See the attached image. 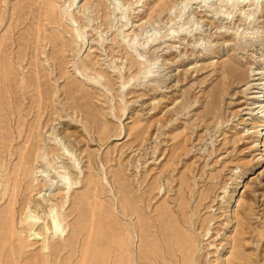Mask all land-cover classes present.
Returning a JSON list of instances; mask_svg holds the SVG:
<instances>
[{
  "label": "rangeland",
  "instance_id": "1",
  "mask_svg": "<svg viewBox=\"0 0 264 264\" xmlns=\"http://www.w3.org/2000/svg\"><path fill=\"white\" fill-rule=\"evenodd\" d=\"M31 1L0 0V38L10 36L8 42L14 43L23 36L27 44L12 43L14 50L1 52L0 39V107L5 106L0 130L4 125L8 147L0 148V213L7 221L0 264H161L153 259L151 235L141 241L145 229L162 230L161 224L151 222L147 209L132 212L139 206L142 182L155 193L161 190L148 211L170 213L185 182L183 205L194 207L189 217L201 222L219 214L213 232L223 238L216 240L218 250H202L204 264H217L223 254L231 260L226 264H264V160L258 162L257 135L249 130L258 121L248 113L249 97L260 90L246 85L254 72H264V0ZM67 5L74 13L63 14ZM20 17L26 23L16 27ZM19 48L26 60L20 67L14 63ZM38 84L42 92L34 89ZM139 127L145 128L141 135ZM62 131L72 135L67 139ZM36 146L41 156L25 164V202L13 219V182L25 177L14 174L21 163L18 151ZM63 161H69L78 180L65 179ZM43 175L58 182V188L40 189L54 201V195L63 197L55 212L61 224L53 234L40 226L36 238L31 236L36 227H24L20 219L29 198L40 196L29 185H42ZM236 191L239 204L230 210L242 213L237 219L245 217L246 224L234 228L237 219L234 226L227 222ZM204 193L207 198L198 206ZM84 206L89 215L80 222ZM228 235L238 243L224 249ZM159 242L164 244L159 239L158 248ZM201 245L208 247L206 241ZM180 264H187L185 257Z\"/></svg>",
  "mask_w": 264,
  "mask_h": 264
},
{
  "label": "bare ground",
  "instance_id": "2",
  "mask_svg": "<svg viewBox=\"0 0 264 264\" xmlns=\"http://www.w3.org/2000/svg\"><path fill=\"white\" fill-rule=\"evenodd\" d=\"M5 1V0H4ZM28 1V0H27ZM31 1V0H30ZM47 1V0H46ZM46 1H45V3H46ZM50 0H48V2H49ZM32 2V1H31ZM40 2H41V0H40ZM56 2V1H55ZM43 3V2H42ZM44 3V4H45ZM58 3V2H57ZM51 5H52V3H50ZM2 4H0V6H1ZM27 5V4H26ZM41 5V4H40ZM22 6H23V4H22ZM18 7V6H17ZM36 7V6H35ZM44 8H46V6L44 7ZM19 9H20V7H19ZM18 9V10H19ZM31 9V8H30ZM60 9H61V6H60ZM29 10V9H28ZM40 10V9H39ZM46 10H47V8H46ZM45 10V11H46ZM68 11H72L73 13H74V11H75V9H72V5H67V7H65L63 10H62V12H63V14L65 13L66 14V12H68ZM71 12V13H72ZM18 13V12H17ZM37 14H38V12H37ZM15 15V14H14ZM40 15V14H39ZM47 16H48V14H46ZM60 15H61V13H60ZM59 15V16H60ZM67 15V14H66ZM13 16V15H12ZM57 16V15H56ZM1 17V16H0ZM8 17V16H7ZM16 17V16H15ZM14 17V18H15ZM17 17H18V15H17ZM29 17V16H28ZM31 17V16H30ZM54 17V16H53ZM33 18V17H32ZM50 18V17H49ZM61 18V17H60ZM62 18H63V15H62ZM6 19V18H5ZM5 19H4V21H5ZM18 20V24H16L15 26L16 27H22V24H24V23H26V22H24V20L25 19H23V17H20V18H17ZM43 19H45V16H44V18ZM50 19H53V18H50ZM36 20V19H35ZM53 20H55V19H53ZM74 20V19H73ZM76 20V19H75ZM73 21V22H76V21ZM15 21V20H14ZM32 21V20H31ZM30 21V22H31ZM3 22V21H2ZM28 22V21H27ZM34 22V21H33ZM41 22V21H40ZM39 22V23H40ZM45 22V21H44ZM43 22V23H44ZM78 22V21H77ZM47 23V22H46ZM45 23V24H46ZM55 22H53V24H54ZM13 24V23H12ZM45 24H44V27L42 26V28H45L46 26H45ZM50 24H52V23H50ZM49 23H47V25H50ZM56 24H57V21H56ZM38 25V24H37ZM29 26V25H28ZM35 26V25H34ZM71 26H72V28H71ZM71 26H70V29H72V30H74V33L77 31L78 32V26L77 25H74L73 23L71 24ZM24 28V27H23ZM26 28V27H25ZM40 28H41V26H40ZM21 29V28H20ZM19 29V30H20ZM31 29V28H30ZM47 29V28H46ZM15 30V28H13L12 30H10V31H14ZM17 30V29H16ZM22 30V29H21ZM72 30H71V32H72ZM24 31V30H23ZM22 31V32H23ZM5 32H7V34H8V31H5ZM76 32V33H77ZM20 33V32H19ZM19 33H17V34H19ZM73 33V34H74ZM4 34V33H3ZM6 34V33H5ZM39 34H41V33H39ZM77 35V34H76ZM75 35V36H76ZM79 35L80 34H78V37H79ZM13 36V35H12ZM32 36H34V35H32ZM41 36V35H40ZM72 36V35H71ZM81 36V35H80ZM2 37V36H1ZM10 36H5V38H0V39H2V41H1V52H4V51H7V50H10L11 49V44L13 43V42H8V38H9ZM14 37V36H13ZM16 37V36H15ZM22 37L23 36H21L19 39H17V41H15L14 43L16 44V45H18V47H22V45H27L26 44V42H23L22 41ZM39 37V36H38ZM45 37V36H44ZM47 38L46 39H49V37L48 36H46ZM77 37V36H76ZM75 37V38H76ZM39 38H41V37H39ZM52 38H53V36H52ZM44 39V38H43ZM42 39V40H43ZM45 39V40H46ZM9 40H12L13 41V38H11V39H9ZM74 40H76V39H74ZM38 41V40H37ZM40 41V40H39ZM38 41V42H39ZM56 41V40H55ZM79 41V40H78ZM47 42V41H46ZM57 42V41H56ZM55 42V43H56ZM13 43V44H14ZM49 43V42H48ZM55 43L53 44V45H55ZM71 43V42H70ZM14 44V45H15ZM32 44V43H31ZM34 44V43H33ZM39 43H37V45H38ZM41 44V43H40ZM57 44V43H56ZM13 45V46H14ZM36 45V44H35ZM33 46V45H32ZM39 47V46H38ZM33 48V47H32ZM32 48H31V51H32ZM42 48V47H41ZM40 48V49H41ZM11 50H14V48L13 49H11ZM19 51H18V56H17V58H18V60L16 61V62H14L16 65H19V67L20 66H24L23 65V61H24V59H23V56H22V51H21V49L19 48L18 49ZM37 50H39L38 48H37ZM55 50H57V49H55ZM54 50V51H55ZM15 52V51H14ZM41 52V51H40ZM9 53V52H8ZM28 53V52H27ZM36 53H37V51H36ZM35 53V54H36ZM41 53H43V51L41 52ZM45 53V52H44ZM13 55V54H12ZM26 55V54H25ZM37 55V54H36ZM38 55H39V53H38ZM0 56H1V54H0ZM16 56V55H15ZM33 56V55H32ZM40 56V55H39ZM57 56V55H56ZM2 57V56H1ZM5 57V56H4ZM10 57V56H9ZM28 57V56H27ZM36 57V56H35ZM38 57V56H37ZM11 58V57H10ZM33 58V57H32ZM39 58V57H38ZM58 58V57H57ZM5 60V59H4ZM7 60H9V59H7ZM6 60V61H7ZM11 60V62H12V59H10ZM54 60H56V59H54ZM15 61V60H14ZM26 61V60H25ZM24 61V62H25ZM0 62H1V60H0ZM32 61H30V63H31ZM55 63H56V61H54ZM9 63V62H8ZM59 63V62H58ZM3 64V63H2ZM5 64H6V62H5ZM35 64V63H34ZM54 64V63H53ZM30 65V64H29ZM54 65H56V64H54ZM62 65V64H61ZM61 65H57V67H58V69H62V67H61ZM2 66H5V65H2ZM9 66V65H8ZM10 66L12 67H14V65H11L10 64ZM40 66V65H39ZM59 66H60V68H59ZM42 67V66H41ZM40 67V68H41ZM9 68V67H8ZM31 68V67H30ZM32 68H34V67H32ZM55 68V67H54ZM262 68V67H261ZM25 69V68H24ZM39 69V68H38ZM1 70V69H0ZM7 70V69H6ZM12 70H15V69H12ZM17 70H19V69H17ZM40 70V69H39ZM234 70V69H233ZM5 71V70H4ZM3 71V72H4ZM31 71V70H30ZM255 71V70H254ZM253 71V72H254ZM258 71V70H257ZM20 72V71H19ZM34 72V71H33ZM38 72V71H37ZM232 72H234V71H232ZM36 73V72H35ZM40 73V72H39ZM20 74V73H19ZM19 74H17V75H19ZM41 74V73H40ZM3 75V74H2ZM11 75L13 76V74L11 73ZM255 77H253V82L251 83H247L246 85H248V88H254L255 90H260V91H253V95H251L249 98L250 99H252V102H251V108H250V111L248 112L249 114H251L252 116L251 117H253L252 119L253 120H257L258 122H256L255 124V126L253 125L252 127H250L249 128V130L250 129H254L252 132H250V133H255L256 135H257V139L255 140V144H254V148H255V150L256 151H258V153L256 154V157L258 156V162L259 161H263L264 160V72L262 71L261 72V70L260 71H258V72H254V74H253ZM4 76V75H3ZM10 76V75H9ZM30 76V75H29ZM33 76H34V79L36 80L37 79V77L33 74ZM40 76V75H39ZM38 76V77H39ZM5 77V76H4ZM61 77V76H60ZM17 78V77H16ZM24 78V77H23ZM57 78H59V77H57ZM6 79V78H5ZM22 79V78H21ZM39 79V78H38ZM7 80L8 81H11L12 82V80H13V82H14V78H7ZM42 80V79H41ZM3 81V80H2ZM180 81V80H179ZM5 82H7V81H5ZM12 82V83H13ZM0 84H1V82H0ZM9 84V83H8ZM20 84V83H19ZM3 85H4V83H3ZM2 85V86H3ZM6 85V84H5ZM33 86V85H32ZM160 86V85H159ZM22 88V87H21ZM32 88V87H31ZM36 88V90H38V91H40L41 90V92H42V88H41V86H40V84H38V85H35V87H34V89ZM158 88V87H157ZM12 89V88H11ZM11 91V90H10ZM33 91V90H32ZM31 91V92H32ZM36 92V91H35ZM48 92V91H47ZM1 93V92H0ZM29 93V92H28ZM33 94V93H32ZM6 95H7V93H6ZM9 95V94H8ZM12 95V94H11ZM14 95V94H13ZM21 95V94H20ZM16 96V95H15ZM19 96V95H18ZM28 96V95H27ZM24 97V99H25V96H23ZM1 98V97H0ZM8 99V98H7ZM11 100V99H10ZM18 100V99H17ZM33 100V99H32ZM25 101V100H24ZM183 101V100H182ZM182 101H181V103H182ZM177 105H179V104H177ZM3 106V105H2ZM1 106V107H2ZM160 105H158L157 107H159ZM0 107V108H1ZM3 107H5V106H3ZM2 107V108H3ZM33 108H34V106H33ZM39 108H41V106L39 107ZM20 110V109H19ZM10 111V110H9ZM179 111V110H178ZM15 112V111H14ZM20 112H22V111H20ZM2 113V112H1ZM0 113V114H1ZM33 113V112H32ZM31 113V114H32ZM37 114V113H36ZM30 115V114H29ZM9 116V115H8ZM38 117V116H37ZM24 118V117H23ZM37 119V118H36ZM1 120V119H0ZM25 121H26V119H24ZM24 122V121H23ZM22 122V124H24V123H26V122H24L23 123ZM258 123V124H257ZM32 124V123H31ZM58 124V123H57ZM23 126V125H22ZM4 125H3V130L1 131L0 130V139L2 140V142L0 141V148H8L7 147V144H6V142H5V140H6V136H7V133L4 131ZM24 127H26V126H24ZM28 127V126H27ZM22 128V127H21ZM19 129H20V127H19ZM18 129V130H19ZM145 130V128L144 127H139V129L137 130L138 131V134L139 135H141L142 133H143V131ZM160 129V128H159ZM24 130V129H23ZM22 130V131H23ZM26 130V129H25ZM248 130V129H247ZM19 131H21V130H19ZM18 131V132H19ZM28 131H29V128H28ZM159 132V131H158ZM21 133V132H20ZM33 133V131L31 132V134ZM62 133H64L63 131H62ZM19 134V133H18ZM24 135V134H23ZM68 135H69V138H70V136L72 135L71 133H67V134H65L64 133V137L65 138H67L68 139ZM138 135V136H139ZM255 135V136H256ZM33 136V135H32ZM63 136V135H62ZM19 137V136H18ZM74 137V136H73ZM141 138V137H140ZM48 139V138H47ZM35 140V139H34ZM29 141V140H28ZM36 141V140H35ZM30 142H31V139H30ZM34 143V142H33ZM79 143H81V142H79ZM38 144V143H37ZM34 145V144H33ZM40 145V144H39ZM41 146V145H40ZM31 147V146H30ZM37 147V146H36ZM47 147V146H46ZM59 147H60V144H59ZM62 147H63V150L64 151H66L67 153L69 152V148H68V146H66V145H64V144H62ZM26 148H28V147H26ZM32 148H33V146H32ZM39 148V146L37 147V148H35V150H32L31 148H29V149H27L25 152H23V148L21 149V150H19L18 152H21L20 154H19V156H20V159H21V163H19V165H20V167L17 169L16 168V166H15V168L16 169H14V174L15 175H19L20 173L21 174H23V176H25L24 178H20V179H16L14 182H13V185H14V187H15V192H14V197H12L13 199V206L10 208V210H9V213H11V216H13V219H14V217L16 216V214L18 213V206H20L21 205V203H24L25 202V198H23L22 197V190H23V186H24V181H25V179H26V172H27V168H26V163H28V162H30L32 159H33V156H35L36 155V159H38V158H40V156H41V154H40V149H38ZM10 149V148H9ZM20 149V148H19ZM34 149V148H33ZM11 151V150H10ZM16 152V151H15ZM46 152V151H45ZM74 153V152H73ZM203 153V152H202ZM14 155V154H13ZM143 155V154H142ZM154 158V157H153ZM69 162V161H68ZM68 162H64L63 161V167L67 170V174L68 175H66V176H64L65 177V179L66 180H70L71 179V175H73L74 176V178L76 179V180H78V176H77V174L74 172V170L72 169V166L68 163ZM39 163V162H38ZM41 168H43L42 166H41ZM41 171V170H40ZM44 171V170H43ZM42 172V171H41ZM29 173V172H28ZM42 173H47V172H42ZM149 173V172H148ZM66 174V173H65ZM138 175V174H137ZM141 176V175H140ZM61 177V176H60ZM138 177V176H137ZM164 178V179H163ZM160 179H163V180H165V173H163L161 176H160ZM137 180V179H136ZM44 183L41 185V184H39V183H37V184H35V185H29V186H31L32 188H31V191H38V194H40V196H39V198H29V200L27 201V211H26V213H25V215H22L21 216V219H20V223H22L23 224V226L25 227V226H27V227H36V229L33 231V233H31V236H34V237H36V238H38L39 236H41V234H40V232L38 231V228L40 227V226H43V230H45V232L47 233V234H53V233H56V230L58 229V225H60L61 224V222H59V221H57L56 220V218H57V216H56V214H55V212L58 210V206H59V204H60V201L61 200H63V197H62V199L60 200V198L59 197H57L56 195H54V198H55V200L56 201H54V200H52V198H51V195L49 194L48 196H47V193H44V194H42V192H44V190L45 191H47L48 189H51L54 185H56L57 186V188H58V182H56V184H55V177L54 176H49V175H43V180H42ZM59 181V180H58ZM139 181V180H138ZM239 182H242L241 180L239 181ZM151 183V182H150ZM67 184V182L64 184V185H66ZM136 184H138L137 182H136ZM64 185H63V189H66V187H64ZM145 184H143V182L140 184V185H138V188L140 189V191L139 192H141L140 193V195L138 196V199L136 200V201H138V204H139V206L138 207H136V208H133V213L135 214L136 212L137 213H141V212H139V211H146V209H147V213L149 214V215H151L150 217H151V222L152 223H159V224H161V227H162V230H161V228L160 229H158V228H156V230L155 231H152L151 229L150 230H148V229H145L144 231L145 232H143V234L141 235V241H142V243H146V240H147V238L149 237V235H151V237L152 238H150L149 237V242L151 243V244H153V246H152V256H153V259H154V261L155 262H159V263H161V264H170L169 262L171 261V263L173 262V264H180L181 263V259L182 258H184L185 257V259H186V263L187 264H194V263H197V264H204V258H203V255H204V253L202 252V250H204V249H206V248H208V249H210V250H213V249H217L218 250V244L216 243V240H218V238H221L222 237V235H220V232L219 231H216V232H213V230L215 229L213 226L214 225H216V224H218L219 223V214H217V213H215V214H212V215H214L212 218H210V219H204V220H201V222H199L198 220H195L194 218H192V217H189L188 216V214H187V212L189 211H193L194 210V207H192L191 208V206H189V208H188V210L187 209H185V207H184V205H183V202H185V200H186V198H187V185H186V183L185 182H183V183H181L180 184V189H179V194H178V200H179V203H177L176 202V205L174 206V207H172V209H170L171 210V212L170 213H172V215H175V219H168V216L170 215V213H169V211H164V210H162V209H158V208H151V211H148L149 210V207L150 206H152L153 207V203H152V200L154 199V198H156L157 196H159L160 195V193H161V190L159 191V192H157V193H155L154 192V190H155V188L153 187V188H149V186L148 187H145L144 186ZM147 185V184H146ZM149 185V184H148ZM150 185H152V184H150ZM0 186H1V179H0ZM44 188V190L43 189H40V188ZM46 188V189H45ZM161 188H164V194L165 193H168L169 192V187H168V185L165 183V181L161 184ZM54 189V188H53ZM168 190V191H167ZM212 191V188H210V189H206V193L207 194H210V192ZM192 192V191H191ZM207 194H201L200 195V199H199V205L198 206H200V204L202 203V201H204L206 198H207ZM238 196H239V194L237 193V191L235 192V194H233L232 195V200L229 202V204H228V207H229V213H228V222H227V224H228V226H230V225H232L233 224V226H234V220H236L237 218H238V216L239 215H241L242 213H240L238 210L236 211V209H234V211L231 209L230 210V208L236 203L237 205L239 204V199H238ZM3 198H5V197H3ZM53 198V199H54ZM176 198H174L172 201H174ZM177 200V199H176ZM87 207V206H86ZM85 206H84V208H80V213L78 214L79 215V219L81 220L80 222H82L83 220H85L86 219V217H87V215H89V212H88V210H87V208H86ZM214 207V206H213ZM248 207H250V205L248 206ZM196 208V207H195ZM244 209V208H243ZM25 210V209H24ZM245 210V209H244ZM75 211V210H74ZM74 211H71L72 213L71 214H73L74 213ZM216 211V210H215ZM250 212H251V209L247 212V215L249 214L250 215ZM245 213H246V211H245ZM253 213V212H252ZM5 214H2V213H0V243L2 242V237H3V230H5V228H6V223H7V221H6V217L4 216ZM81 215V216H80ZM238 215V216H237ZM68 216V215H67ZM65 217H66V215H65ZM82 217V218H81ZM249 218V217H248ZM244 219H245V217H241V219H237L236 220V222H235V226H234V228L237 226L238 227V225H242V224H244L245 222H244ZM13 222V221H12ZM212 222H213V224H212ZM26 223V225H24ZM237 223H238V225H237ZM246 224V223H245ZM151 227H153L152 225H150L149 226V228H151ZM246 228H249V227H246ZM203 230L204 232H202V233H198L199 232V230ZM235 230H237V229H235ZM63 229H61L60 230V234L62 235L63 234ZM166 231V232H165ZM198 231V232H197ZM243 231H244V229H243ZM160 232V233H159ZM197 232V233H196ZM250 232V231H249ZM106 233H107V235H108V237H110V235H111V232H109L108 231V229H107V231H106ZM165 233H166V235H165ZM233 233H234V231H233ZM232 234V233H231ZM161 236L162 235V237H164V239L165 240H162V238H160V237H158V236ZM243 235V234H242ZM245 235H247V234H245ZM252 235V234H251ZM253 235H254V233H253ZM241 236V235H240ZM262 236V235H261ZM233 237V236H232ZM242 237V236H241ZM166 238L168 239V241H169V243H168V241L166 240ZM223 238V237H222ZM221 238V239H222ZM225 238V237H224ZM159 239L164 243L163 245H161L160 246V242H159V248L157 247L158 246V241H159ZM238 239H240L239 237H238ZM107 240H109V238L107 239ZM207 242V246L208 247H205V246H202L201 245V243H204V242ZM225 241H226V244H225V247H223L224 249H227L228 247H226V246H231L232 248H233V243H238L237 242V238H236V236L235 237H233V238H230V235H228V236H226V238H225ZM240 241V240H239ZM245 241V240H244ZM247 241H249V240H247ZM246 241V242H247ZM149 242H147V243H149ZM199 242V244H197ZM243 242V241H242ZM260 243V242H259ZM241 245H242V243H240ZM257 244H258V242H257ZM224 246V245H223ZM229 246V247H230ZM260 246V245H259ZM47 247H48V245H47ZM236 247V246H235ZM240 247V246H239ZM243 247V246H242ZM232 248H230V249H232ZM260 248V247H259ZM216 250V251H217ZM142 251V250H141ZM170 251V252H169ZM137 253V252H136ZM211 253V252H210ZM209 253V254H210ZM239 253H241V252H239ZM244 254V253H243ZM135 255V254H134ZM221 255V254H220ZM239 255V254H238ZM219 256V255H218ZM240 257H241V260H243L244 258H243V256L242 255H239ZM238 257V256H237ZM245 257V256H244ZM134 258V257H133ZM137 258V257H136ZM179 259V260H178ZM193 260V262H190L189 263V260ZM228 259V258H227ZM152 260V259H151ZM239 260V259H238ZM229 261H231V260H228V261H226V259L224 258V254L223 255H221V257H218L217 258V264H223L224 262H225V264L227 263V262H229ZM244 261V260H243ZM136 262V261H135ZM211 262V258H209V260H208V263H210ZM232 263V262H231ZM244 263V262H243ZM211 264V263H210ZM240 264H242V261H241V263Z\"/></svg>",
  "mask_w": 264,
  "mask_h": 264
}]
</instances>
